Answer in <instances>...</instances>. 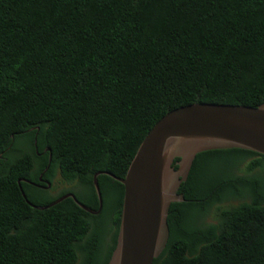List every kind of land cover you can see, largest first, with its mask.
I'll list each match as a JSON object with an SVG mask.
<instances>
[{
    "label": "trees",
    "instance_id": "obj_1",
    "mask_svg": "<svg viewBox=\"0 0 264 264\" xmlns=\"http://www.w3.org/2000/svg\"><path fill=\"white\" fill-rule=\"evenodd\" d=\"M193 102L264 103V0H0V264H108L119 181L97 176L98 215L22 192L48 205L32 182L58 171L75 182L58 194L97 209L94 174L123 177L151 127ZM177 192L152 264H264V155L199 152Z\"/></svg>",
    "mask_w": 264,
    "mask_h": 264
},
{
    "label": "water",
    "instance_id": "obj_2",
    "mask_svg": "<svg viewBox=\"0 0 264 264\" xmlns=\"http://www.w3.org/2000/svg\"><path fill=\"white\" fill-rule=\"evenodd\" d=\"M222 148H242L264 155V103L193 102L167 112L147 132L123 177L108 171L94 174L97 209L84 205L72 192L45 206H35L22 195L37 209L70 197L86 212L97 214L102 208L97 176H111L123 185V198L117 242L108 264H152L169 236L170 203L185 200L177 191L194 157L205 150ZM176 157L180 159L174 168ZM45 185L49 187L50 182L45 181Z\"/></svg>",
    "mask_w": 264,
    "mask_h": 264
},
{
    "label": "flooded vegetation",
    "instance_id": "obj_3",
    "mask_svg": "<svg viewBox=\"0 0 264 264\" xmlns=\"http://www.w3.org/2000/svg\"><path fill=\"white\" fill-rule=\"evenodd\" d=\"M56 175H57V172H56L55 176H56ZM44 180H46V179H44V177H43V173H41L40 176H39V178H38V182H32V184H33V186H34L35 188H37L38 190L47 191V193H49V190H50V189L52 188V186H53L54 178H53V180L51 181L49 187H46ZM84 189H85V188H83V185H82L81 183H76V190H77L80 194H82V195L86 198V200L89 201L90 197H89L88 193L85 192ZM68 192H72V191H66V192H64V193H62V194H56V195H51V194L49 193L47 196L50 197V200H49V201H53L54 199H57L58 197H61L62 195L66 194V193H68ZM72 193H73V192H72ZM34 194H35L36 196H38L39 198H42V197L45 195L44 193H42V192H37V191H34ZM99 213H100V211H99ZM99 213H97V214H93V215H98ZM105 240H107V239H105ZM107 244H108L107 241L104 242V246H107Z\"/></svg>",
    "mask_w": 264,
    "mask_h": 264
},
{
    "label": "rangeland",
    "instance_id": "obj_4",
    "mask_svg": "<svg viewBox=\"0 0 264 264\" xmlns=\"http://www.w3.org/2000/svg\"><path fill=\"white\" fill-rule=\"evenodd\" d=\"M75 182H67L64 180V177L57 171V175L54 177V182L52 188L49 190V193L51 195H56L58 193H61L65 189L72 188L74 186ZM238 203V200L236 199H230L223 203L225 206L235 205ZM217 213V207L216 205L213 206L209 212L210 216H215ZM206 221H210V218H207Z\"/></svg>",
    "mask_w": 264,
    "mask_h": 264
}]
</instances>
